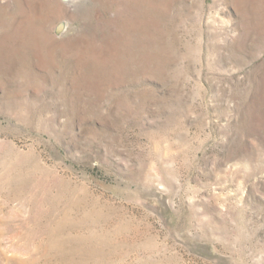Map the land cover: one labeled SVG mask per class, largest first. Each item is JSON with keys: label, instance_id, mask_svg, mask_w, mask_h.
Wrapping results in <instances>:
<instances>
[{"label": "rangeland", "instance_id": "rangeland-1", "mask_svg": "<svg viewBox=\"0 0 264 264\" xmlns=\"http://www.w3.org/2000/svg\"><path fill=\"white\" fill-rule=\"evenodd\" d=\"M0 264H264V0H0Z\"/></svg>", "mask_w": 264, "mask_h": 264}]
</instances>
